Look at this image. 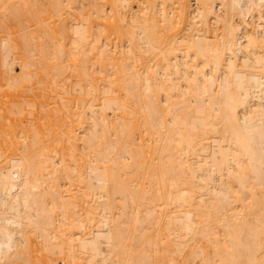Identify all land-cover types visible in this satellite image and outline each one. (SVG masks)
<instances>
[{
	"label": "bare ground",
	"instance_id": "bare-ground-1",
	"mask_svg": "<svg viewBox=\"0 0 264 264\" xmlns=\"http://www.w3.org/2000/svg\"><path fill=\"white\" fill-rule=\"evenodd\" d=\"M0 264H264V0H0Z\"/></svg>",
	"mask_w": 264,
	"mask_h": 264
}]
</instances>
